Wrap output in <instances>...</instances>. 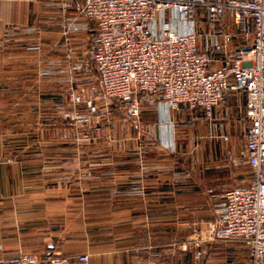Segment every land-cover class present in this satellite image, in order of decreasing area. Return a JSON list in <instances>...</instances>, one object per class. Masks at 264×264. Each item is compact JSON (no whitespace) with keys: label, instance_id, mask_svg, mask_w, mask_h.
I'll return each mask as SVG.
<instances>
[{"label":"crops","instance_id":"1","mask_svg":"<svg viewBox=\"0 0 264 264\" xmlns=\"http://www.w3.org/2000/svg\"><path fill=\"white\" fill-rule=\"evenodd\" d=\"M166 26L195 32L212 55L219 26L202 10L190 25L158 15L156 29ZM93 47L94 28L76 7L64 14L61 0H0V258L248 264L240 242L207 243L202 254L185 243L222 215L226 190L250 181L243 93L229 92L209 119L155 101L141 103L136 119L99 104L98 131L80 109L85 120L71 126L60 112L73 107L72 87L96 82L92 64L82 71Z\"/></svg>","mask_w":264,"mask_h":264},{"label":"built area","instance_id":"2","mask_svg":"<svg viewBox=\"0 0 264 264\" xmlns=\"http://www.w3.org/2000/svg\"><path fill=\"white\" fill-rule=\"evenodd\" d=\"M61 5L64 14L76 7L94 28V47L82 71L89 74L92 64L97 80L72 87L73 107L60 112L71 126L85 120L80 109L93 117L98 131L99 104L105 108L117 104L127 117L136 119L141 103L155 101L171 109L199 111L209 119L229 92L243 93L250 181L226 190L222 215L204 231L195 229L185 243L202 254L207 243L237 241L248 252V264H264V0H61ZM196 9L219 26L209 47L212 55L199 49L195 32L178 34L167 26L155 27L160 14L177 15L190 25ZM226 16L236 28L225 25ZM70 31L71 23L65 20L66 43ZM87 260V255L78 257L81 264ZM0 264L72 263L69 257L52 253L44 259L31 254L0 258Z\"/></svg>","mask_w":264,"mask_h":264},{"label":"rangeland","instance_id":"3","mask_svg":"<svg viewBox=\"0 0 264 264\" xmlns=\"http://www.w3.org/2000/svg\"><path fill=\"white\" fill-rule=\"evenodd\" d=\"M112 106L116 107V108H114L115 116H121L122 117L123 115H126L125 109L123 107L118 106L117 104H113ZM245 177H247V175ZM245 181H248V178H246V179L244 178V182Z\"/></svg>","mask_w":264,"mask_h":264}]
</instances>
